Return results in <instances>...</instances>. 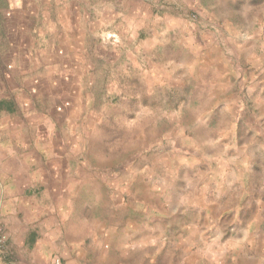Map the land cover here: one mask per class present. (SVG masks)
<instances>
[{"label":"rangeland","instance_id":"374dc122","mask_svg":"<svg viewBox=\"0 0 264 264\" xmlns=\"http://www.w3.org/2000/svg\"><path fill=\"white\" fill-rule=\"evenodd\" d=\"M0 83V175L68 213L0 264H264V0H22Z\"/></svg>","mask_w":264,"mask_h":264},{"label":"crops","instance_id":"0c3cea01","mask_svg":"<svg viewBox=\"0 0 264 264\" xmlns=\"http://www.w3.org/2000/svg\"><path fill=\"white\" fill-rule=\"evenodd\" d=\"M20 5H22V0H4V8L3 10L0 8V10L1 12H13L18 10ZM18 86L16 85L13 87V89H15V91H19V89L22 91L21 87L19 86L18 88ZM9 95V91L3 87L2 83H0V104H14ZM45 113V111L40 112L39 110L31 109V115L27 116L29 123L25 124V126H34L35 121L47 118L48 115ZM12 157L14 158L13 155ZM1 175L0 219L6 224V228L10 233V239L12 243L15 244L16 251L19 252L18 254H21L22 252L24 253L25 250H30L31 254H44L46 249L42 248V251L40 249V244L43 237L39 236L37 229L33 228L30 230L29 237L31 242L27 241V243H25L23 235H18V230H21L18 224L21 225L24 222H29V220L34 222L38 219L39 222L46 224L47 222L53 221V219L50 217L54 218L56 214L62 219H56L54 222L63 221L64 216L68 214L66 211L67 204L65 202L59 203L60 198H58V195L55 200V207L53 210L51 208L47 209L42 205H39V201L35 197L36 194H33V190L29 189L27 186L29 174L26 168L21 167L20 169H17L16 167H11L9 168V172L6 171L5 174L1 173ZM62 186L63 185H61V187ZM44 197L48 198L46 195ZM41 216L43 217L40 218ZM45 235H48V233Z\"/></svg>","mask_w":264,"mask_h":264},{"label":"built area","instance_id":"2783aa9c","mask_svg":"<svg viewBox=\"0 0 264 264\" xmlns=\"http://www.w3.org/2000/svg\"><path fill=\"white\" fill-rule=\"evenodd\" d=\"M7 239V234L0 228V251L5 247ZM56 263L58 264V260Z\"/></svg>","mask_w":264,"mask_h":264}]
</instances>
